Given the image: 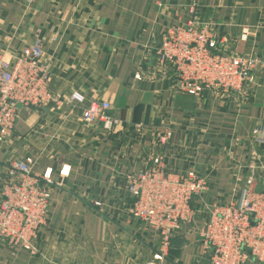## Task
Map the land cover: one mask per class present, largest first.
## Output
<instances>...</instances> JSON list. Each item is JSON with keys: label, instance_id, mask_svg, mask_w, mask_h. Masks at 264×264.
Returning a JSON list of instances; mask_svg holds the SVG:
<instances>
[{"label": "crops", "instance_id": "crops-1", "mask_svg": "<svg viewBox=\"0 0 264 264\" xmlns=\"http://www.w3.org/2000/svg\"><path fill=\"white\" fill-rule=\"evenodd\" d=\"M190 19L210 23L221 53L255 61L242 94L170 88L155 49L168 29ZM263 23L264 0H0V55L38 39L48 90L63 98L18 107L0 144V176L9 162L30 156L33 173L50 169L55 181L35 251L14 255L0 243V264H145L157 241L131 218L126 188L156 156L171 173L207 178V191L191 203L192 222L167 251L169 264H206L208 209L237 198L248 179L264 181ZM73 92L83 103L69 101ZM93 102L109 103L117 120L111 131L83 121ZM165 125L172 137L162 144ZM245 264L264 257L249 254Z\"/></svg>", "mask_w": 264, "mask_h": 264}, {"label": "built area", "instance_id": "built-area-1", "mask_svg": "<svg viewBox=\"0 0 264 264\" xmlns=\"http://www.w3.org/2000/svg\"><path fill=\"white\" fill-rule=\"evenodd\" d=\"M209 27L210 23L190 19L168 29L155 49L158 64L168 73L173 90L192 96L207 91L240 95L253 81L255 61L221 53ZM259 30L264 32V23ZM42 56L38 39L13 56L0 55V144L13 130L18 107L43 108L63 100L48 90L49 70ZM134 78L141 80L139 74ZM69 101L81 104L84 96L73 92ZM109 112V103L93 102L81 117L85 123L97 122L111 131L117 120ZM163 128L159 140L167 144L172 129L168 125ZM35 162L30 156L16 159L0 176V243L14 255L34 252L38 235L47 225L55 181L50 169L41 175L33 173ZM64 173L63 169L59 172L61 176ZM126 189L133 199L131 218L151 231L157 241L145 264H169L171 239L192 222L191 203L207 191V178L195 171L171 173L156 156L130 178ZM208 211L201 231L206 264H245L249 254L257 260L264 257V181L248 179L237 198Z\"/></svg>", "mask_w": 264, "mask_h": 264}]
</instances>
